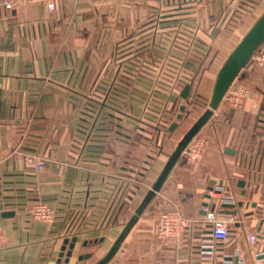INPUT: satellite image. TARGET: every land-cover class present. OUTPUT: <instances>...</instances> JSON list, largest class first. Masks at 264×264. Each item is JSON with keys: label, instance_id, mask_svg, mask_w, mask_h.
I'll list each match as a JSON object with an SVG mask.
<instances>
[{"label": "crops", "instance_id": "1", "mask_svg": "<svg viewBox=\"0 0 264 264\" xmlns=\"http://www.w3.org/2000/svg\"><path fill=\"white\" fill-rule=\"evenodd\" d=\"M54 2L53 11L44 2L13 10L0 6V264H56L64 240L73 238L68 264H94L204 112L203 97L223 53L217 49L213 57L210 46L216 22L227 19L231 7L247 10L264 0ZM179 24L185 34L196 29L206 49L203 65L186 99L181 91L156 93L146 105L151 82L132 75L139 64H128L129 54L151 61L160 55L148 44L158 40L156 30ZM237 85L248 92L242 106L231 108L223 97L196 134L205 140L201 159L191 164L179 156L106 264H188L197 231L161 240L156 219L165 213L202 221L206 192L216 183L242 202L234 208L239 222L233 236L262 234L264 70L245 65L229 90ZM181 104L183 120L170 131ZM29 152L45 159L37 174L24 161ZM37 198L54 209L52 223L26 216ZM68 230L71 238H65ZM258 244L264 248L263 239ZM246 258L264 264L248 248Z\"/></svg>", "mask_w": 264, "mask_h": 264}, {"label": "built area", "instance_id": "2", "mask_svg": "<svg viewBox=\"0 0 264 264\" xmlns=\"http://www.w3.org/2000/svg\"><path fill=\"white\" fill-rule=\"evenodd\" d=\"M42 2L46 4L49 11L54 10V0H3L0 6L5 10H13ZM156 34H159L158 40L155 37L151 38L148 44L152 46L153 51L160 52L159 56L147 62L139 61L138 57L131 53L127 61L128 64L131 62L139 64L138 69L132 71V75L146 76L150 79L151 86L146 89V105L154 100L156 93L165 96L178 94L185 85H192L206 56V49L200 45L196 29L185 34L183 25L179 24L174 27H164L160 31L156 30ZM248 63L264 69V51L258 48ZM124 67L128 65L125 64ZM111 88V85L107 86V89L111 90ZM229 89L224 95L228 105L231 108H240L247 96V89L242 85H237L232 91ZM204 148L205 140L195 135L181 155L186 162L196 163L201 159ZM24 161L35 174L43 169L45 163L44 157L32 152L24 154ZM34 191L37 189L35 188ZM236 204L235 194L225 184L216 183L206 192V206L202 207L204 211L202 221L197 223L180 216L161 213L156 219V234L161 240L178 238L186 230L194 228L197 231L196 241L192 244L188 264H248L247 248L252 250L254 257L258 260H264V248L259 247L258 234L244 233L236 239L233 236L235 225L239 222L236 214H221L218 211L223 205L235 208ZM212 205L215 206L214 210H211ZM25 214L35 222L52 223L55 218L54 209L38 198L26 207ZM260 215L264 216V206L260 209ZM72 235L73 231L68 230L65 238H71ZM2 239L3 232L0 228V245Z\"/></svg>", "mask_w": 264, "mask_h": 264}, {"label": "water", "instance_id": "3", "mask_svg": "<svg viewBox=\"0 0 264 264\" xmlns=\"http://www.w3.org/2000/svg\"><path fill=\"white\" fill-rule=\"evenodd\" d=\"M264 42V12L256 20L253 26L248 30V32L243 36V38L238 42L232 52L225 59L224 63L217 72L211 101L209 104V109L205 110L197 120L188 128V130L183 134L182 138L177 142L174 147L173 152L167 157L157 176L155 177L151 188L142 196L139 200L137 206L134 209V214L130 216L123 226V228L117 233L113 238L111 244L107 249L102 253L98 260L94 264H106L110 261L113 255L120 250V246L126 239L128 232L131 227L138 221V217L142 215L146 206L151 202L156 192L160 190L163 185V182L167 178L172 166L176 160L181 155L182 151L187 147L193 137L199 132V130L205 125L209 117L211 116L213 110L217 108L221 100L223 99L225 93L233 83L234 79L237 77L242 68L248 63L253 53L260 47ZM192 85H185L180 92V96L183 99H186L189 95ZM186 110V105L181 104L178 108V113L175 116V122L169 128L170 131L176 128L177 122H181L184 117ZM239 186H243V181L239 183ZM242 195H245V192L242 191ZM238 206L242 205V202H238ZM206 206V204H204ZM215 206H211V210H214ZM220 213H226L229 215H235L236 210L233 207H228L226 205L222 206ZM13 212H4L1 216L9 217L13 216ZM263 220L260 221L259 231ZM259 235V234H258ZM259 238L264 239V229H262V234L258 236ZM75 239L64 240L63 246L58 254V259L56 264H60L61 260L64 259V264H68L70 257L72 256L74 249ZM89 255L84 256L87 259ZM82 257L79 258L81 260Z\"/></svg>", "mask_w": 264, "mask_h": 264}, {"label": "rangeland", "instance_id": "4", "mask_svg": "<svg viewBox=\"0 0 264 264\" xmlns=\"http://www.w3.org/2000/svg\"><path fill=\"white\" fill-rule=\"evenodd\" d=\"M231 10V11H230ZM264 12V3H259L251 6L249 9H238V7H231L227 12L226 16L222 20H218L215 24V30L213 38L210 41V46H213V57L217 53V49L223 51L222 56L218 60V70L224 63L225 59L232 52L238 42L243 38V36L248 32V30L253 26L256 20ZM221 34H224L221 39ZM260 49V48H259ZM261 50V49H260ZM264 51V50H263ZM221 63V64H219ZM249 66H254L253 63H248ZM247 65V64H246ZM264 70V69H263ZM218 72V71H217ZM217 75V73H216ZM215 75V78H216ZM215 82V79H214ZM213 85L211 87L210 93L204 96V103L206 105L205 110L209 109V104L211 101ZM203 92V91H202ZM204 110V111H205ZM203 112H201L202 114ZM200 114V115H201Z\"/></svg>", "mask_w": 264, "mask_h": 264}]
</instances>
